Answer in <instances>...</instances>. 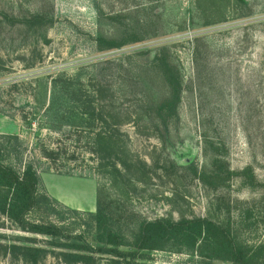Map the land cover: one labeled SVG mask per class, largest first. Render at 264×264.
<instances>
[{
	"label": "rangeland",
	"instance_id": "obj_1",
	"mask_svg": "<svg viewBox=\"0 0 264 264\" xmlns=\"http://www.w3.org/2000/svg\"><path fill=\"white\" fill-rule=\"evenodd\" d=\"M37 14L52 20L35 24ZM133 33L143 39L98 47V37ZM162 53L182 80L167 133L141 108L169 95L150 63ZM0 143L6 163H32L40 190L67 207L29 218L94 246L97 201L128 242L143 218L239 226L241 214V238L264 242V0H0ZM214 153L223 184L200 174H212ZM50 241L0 213V264H84L67 263ZM12 244L48 253L34 263ZM135 261L228 264L172 250H143ZM89 264L126 263L97 254Z\"/></svg>",
	"mask_w": 264,
	"mask_h": 264
},
{
	"label": "trees",
	"instance_id": "obj_2",
	"mask_svg": "<svg viewBox=\"0 0 264 264\" xmlns=\"http://www.w3.org/2000/svg\"><path fill=\"white\" fill-rule=\"evenodd\" d=\"M30 20L35 24L44 25L52 19L45 14H37ZM129 39L131 40L129 42H135L143 37L138 33H133L129 38L122 40L98 37L97 43L100 50H104L121 46ZM166 58L167 53L155 55L150 63L161 72L169 88V95L160 101H143L141 105L145 112L152 110L156 113L165 133L168 132L169 122L177 117V106L182 92L180 71ZM104 114L99 113V119L108 124ZM118 115L123 120L126 113L122 111ZM113 116L109 113L107 118ZM105 136L109 139L107 134ZM214 154L212 174H206L204 170L200 174L203 179L213 177L215 179L213 185L223 184L226 180V177L222 178L224 159L218 153ZM6 156L7 147L0 143V213L7 215L24 231L50 237V244L60 249L59 254L67 263L89 264L94 260L95 255L109 254L122 259L126 264H143L135 261L143 250H172L197 253L203 258L224 261L228 264H264V242L251 244L240 236L242 230L239 231V228L248 218L245 214L240 215L237 222L239 226L235 223L222 225L206 217L179 220L166 217L153 220L143 218L138 220L133 240L128 242L121 228L122 225L112 217L110 210L106 211L97 201V210L91 213V216L97 224L98 246L87 242L80 235H67L59 223L40 219L31 220L29 214L33 211L44 209L47 214L57 215L62 207L64 209L67 207L46 191L40 190L41 177L32 163H25L21 169H17L5 162ZM193 169L197 173L196 167ZM123 245H130L132 249L125 251L121 249ZM9 248L14 253L33 255L34 263L48 253L47 249L37 246L12 244Z\"/></svg>",
	"mask_w": 264,
	"mask_h": 264
}]
</instances>
